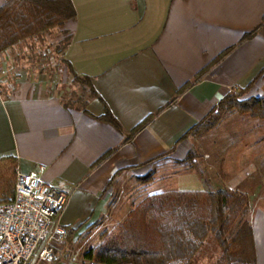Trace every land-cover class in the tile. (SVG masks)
Here are the masks:
<instances>
[{
    "label": "crops",
    "instance_id": "obj_1",
    "mask_svg": "<svg viewBox=\"0 0 264 264\" xmlns=\"http://www.w3.org/2000/svg\"><path fill=\"white\" fill-rule=\"evenodd\" d=\"M72 2L76 17L51 30L67 36L69 74L71 66L90 77L98 96L70 105L57 77L37 70L48 52L34 42L44 32L0 53V157H16L23 172L45 165L43 179L69 194L60 217L68 236L49 264H91L85 254L115 226L107 215L115 181L185 159L193 136L184 135L229 93L264 97V0ZM107 109L119 127L101 118ZM239 116L251 122L248 134L264 129V119ZM261 145L264 134L252 147ZM256 172L239 173L228 189L245 188ZM249 209L264 264V187Z\"/></svg>",
    "mask_w": 264,
    "mask_h": 264
},
{
    "label": "trees",
    "instance_id": "obj_2",
    "mask_svg": "<svg viewBox=\"0 0 264 264\" xmlns=\"http://www.w3.org/2000/svg\"><path fill=\"white\" fill-rule=\"evenodd\" d=\"M76 17L72 0H8L0 8V53L18 42L62 26ZM70 65V63H68ZM74 81L98 96L92 80L70 66ZM186 84V87L190 85ZM183 89V88H181ZM246 89L225 96L216 108L184 135H203L214 129L228 110L264 119V97L242 99ZM147 117L133 132L141 129ZM119 127L109 109L101 117ZM192 147L186 162L194 158ZM18 160L0 157V198L14 194ZM151 174L141 178L149 180ZM250 197L229 189L165 190L143 199L128 218L103 234L102 242L85 257L91 264H196L206 238L216 240L220 255L214 264H257L254 233L250 222Z\"/></svg>",
    "mask_w": 264,
    "mask_h": 264
},
{
    "label": "rangeland",
    "instance_id": "obj_3",
    "mask_svg": "<svg viewBox=\"0 0 264 264\" xmlns=\"http://www.w3.org/2000/svg\"><path fill=\"white\" fill-rule=\"evenodd\" d=\"M42 36L37 37L34 44L43 45L48 53L43 55L41 67L37 63L39 67L37 70L52 74L53 79L57 77L58 87L64 101L70 105L83 104L90 92L88 87L74 81V78L69 74L63 57L67 36L58 29L44 32ZM32 40H34L33 37ZM43 66L44 68H42ZM245 95L242 99L247 98ZM245 114L249 113H240L235 109L225 111L218 123L220 124L219 133L216 132L215 137L211 135L213 129L203 135L191 136L196 152L194 158L186 162L164 158L143 176L128 177V175H123L121 179L115 181L111 186L112 194L109 214H107L110 216V220L115 222L112 229L123 223L143 199L158 189L163 191L197 190V187L200 188L202 185L212 189H228L227 185L233 177L254 167L257 172L254 173L251 180L243 184L246 185L245 188L243 186L237 188V191H245L249 195L252 204L256 195L264 187V165H260L262 159H259V150L264 155V147L263 145L259 148L252 147L256 140L261 139L264 129L262 132L257 131L255 135L248 134L249 128L252 129V124L248 118L239 116ZM234 116H237L235 120L232 119ZM228 142H230V146ZM249 155L251 157H248ZM149 173L152 175L149 180L141 179ZM219 255L220 248L214 237L209 235L197 254L196 264H214Z\"/></svg>",
    "mask_w": 264,
    "mask_h": 264
},
{
    "label": "built area",
    "instance_id": "obj_4",
    "mask_svg": "<svg viewBox=\"0 0 264 264\" xmlns=\"http://www.w3.org/2000/svg\"><path fill=\"white\" fill-rule=\"evenodd\" d=\"M45 168L17 167L13 196L0 198V264H45L59 257L68 236L60 217L69 194L43 179Z\"/></svg>",
    "mask_w": 264,
    "mask_h": 264
}]
</instances>
